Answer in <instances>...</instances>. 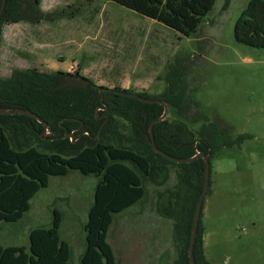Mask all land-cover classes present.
<instances>
[{
    "label": "rangeland",
    "instance_id": "374dc122",
    "mask_svg": "<svg viewBox=\"0 0 264 264\" xmlns=\"http://www.w3.org/2000/svg\"><path fill=\"white\" fill-rule=\"evenodd\" d=\"M247 2L216 0L196 31L183 36L113 1L40 0L41 20L4 23L0 32L2 78L28 68L78 70L98 86L157 97L166 90L170 68L183 65L189 97L205 116L220 121L232 139L250 135L221 147L209 160L200 219L211 264H264V49L233 38L234 22ZM166 117H178L171 106ZM188 125L199 130L202 121ZM118 132L129 139V131ZM126 138L124 144L130 145ZM177 171L169 166L155 180L145 179L144 197L114 215L107 240L118 264H173L177 259L175 219L159 211L175 191ZM96 181L76 170L50 176L19 221L0 223V243L27 245L29 230L49 226L57 208L60 236L70 246L69 264H79Z\"/></svg>",
    "mask_w": 264,
    "mask_h": 264
},
{
    "label": "trees",
    "instance_id": "16d2710c",
    "mask_svg": "<svg viewBox=\"0 0 264 264\" xmlns=\"http://www.w3.org/2000/svg\"><path fill=\"white\" fill-rule=\"evenodd\" d=\"M108 1L153 18L183 36L196 31L216 2ZM39 3L40 0H6L0 15V32L4 23L41 20L44 14L38 9ZM233 38L238 43L264 49V0H248L234 22ZM67 75L84 77L78 70L74 74L49 73L36 68L16 70L9 78L0 77V106L21 107L37 113L46 121L49 131L43 135V125L28 115L0 114V223L19 221L29 210L30 199L48 186L50 176H64L70 170L92 174L97 181L83 227L85 248L79 264H118L107 240L114 215L144 197L145 179L155 180L161 173L166 174L169 166H175L178 169L175 191L159 211L175 219V231L180 237L179 254L173 264H190L188 244L195 205L203 187L204 161L197 158L177 163L155 152L145 136H149L150 123L162 114L163 105L142 102L129 94L160 98L175 110L177 118L165 117L152 127L156 146L174 157L203 152L209 153L210 160L221 147L238 144L250 135L232 139L220 121L205 116L198 103L189 97L183 65L170 68L166 90L157 97L105 86L100 93L99 86L91 80L85 87L55 90L54 86ZM101 94L109 115L102 128L103 120L97 118L102 111L95 113L101 104ZM189 121H202V125L199 130H193ZM81 123L88 134L76 140L79 130L75 132V141L61 138ZM120 129L129 131V139L118 132ZM18 138L24 142L19 143ZM124 138L130 145L124 144ZM61 222V211L53 208L50 225L31 228L27 245L0 243V264H69L70 246L60 236ZM193 253L196 264H211L204 254L201 219Z\"/></svg>",
    "mask_w": 264,
    "mask_h": 264
},
{
    "label": "water",
    "instance_id": "95a60500",
    "mask_svg": "<svg viewBox=\"0 0 264 264\" xmlns=\"http://www.w3.org/2000/svg\"><path fill=\"white\" fill-rule=\"evenodd\" d=\"M6 0H2L1 4H0V15L3 12L4 6H5ZM90 84V80L85 78V77H79V76H73V75H67L65 76L64 79H62L59 83H57L54 86L55 90H59L62 88H70V87H85L87 85ZM102 86H99V89H101ZM130 97L133 98H137L138 100L142 101V102H146V103H159L161 105H163V112L162 114L154 119L148 128L149 131V136H145L148 143L151 145V147L153 148V150L161 155H163L164 157L170 159L171 161L174 162H191L193 160H196L197 158H202L204 161V180H203V187L202 190L199 194V197L197 199L196 205H195V210H194V216H193V222H192V228H191V233H190V239H189V244H188V258L190 261V264H196L195 260H194V243L196 240V235H197V230H198V223H199V219H200V213H201V207H202V203L204 200V197L208 191V187H209V153H203V152H197L196 154L190 156V157H185V158H180V157H174L168 153H166L165 151L159 149L154 141V137H153V132H152V127L153 124L157 121H160L162 119H164L166 117L167 111H168V105L166 102H164L163 100H161L160 98H146V97H142V96H138L136 94H129ZM0 114H22V115H28L30 117H33L34 119H36L38 122H40L43 127L44 130L42 132L43 135H46V128H47V123L46 121H44L37 113L29 110V109H24L21 107H16L13 109L7 108V107H2L0 106ZM100 134V130L98 131V135ZM74 133L70 132V133H65L61 136V138H64L66 136H70L73 137ZM59 137H54L53 139H57Z\"/></svg>",
    "mask_w": 264,
    "mask_h": 264
},
{
    "label": "flooded vegetation",
    "instance_id": "af4514ba",
    "mask_svg": "<svg viewBox=\"0 0 264 264\" xmlns=\"http://www.w3.org/2000/svg\"><path fill=\"white\" fill-rule=\"evenodd\" d=\"M101 90L102 89H99L100 93H102ZM100 102H101V104L98 107H96L95 113L98 110L102 111V114L99 115V116H97L98 119H102L103 120L102 125H101V128H102L104 126V124L106 123V121L108 120V118H109V115L107 113L108 105L103 101L102 94L100 95ZM82 126H83V124L81 123L79 125V127H77L76 129H74L73 131H70V132H73L74 133L73 137H70V136H66V137L70 138L72 141H75L74 137H75V132L76 131H79L80 130L78 136L76 137V140L79 139L82 135L88 134V131L82 129ZM101 128H100V130H101ZM70 132L69 131H66L65 133H70ZM48 133H49V131L46 128V134H48Z\"/></svg>",
    "mask_w": 264,
    "mask_h": 264
},
{
    "label": "crops",
    "instance_id": "0c3cea01",
    "mask_svg": "<svg viewBox=\"0 0 264 264\" xmlns=\"http://www.w3.org/2000/svg\"><path fill=\"white\" fill-rule=\"evenodd\" d=\"M84 251V250H83ZM82 254V253H81ZM204 254H205V252H204ZM207 259V258H206ZM209 262V261H208ZM210 263V262H209Z\"/></svg>",
    "mask_w": 264,
    "mask_h": 264
}]
</instances>
